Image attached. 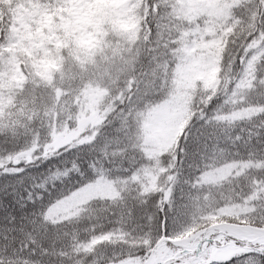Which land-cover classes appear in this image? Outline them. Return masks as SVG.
Wrapping results in <instances>:
<instances>
[{
  "label": "clouds",
  "instance_id": "obj_1",
  "mask_svg": "<svg viewBox=\"0 0 264 264\" xmlns=\"http://www.w3.org/2000/svg\"><path fill=\"white\" fill-rule=\"evenodd\" d=\"M0 264H264V0H0Z\"/></svg>",
  "mask_w": 264,
  "mask_h": 264
}]
</instances>
